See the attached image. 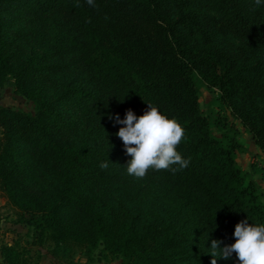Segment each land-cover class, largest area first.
<instances>
[{
	"label": "trees",
	"instance_id": "trees-1",
	"mask_svg": "<svg viewBox=\"0 0 264 264\" xmlns=\"http://www.w3.org/2000/svg\"><path fill=\"white\" fill-rule=\"evenodd\" d=\"M94 2L0 0V87L36 105L0 108L7 217L35 231L1 242L0 263L33 264L32 248L72 263L102 247L106 264H211L212 240L264 224V193L237 162V132L215 135L200 83L264 153V0ZM147 103L183 127L186 168L127 174L114 117Z\"/></svg>",
	"mask_w": 264,
	"mask_h": 264
},
{
	"label": "clouds",
	"instance_id": "clouds-1",
	"mask_svg": "<svg viewBox=\"0 0 264 264\" xmlns=\"http://www.w3.org/2000/svg\"><path fill=\"white\" fill-rule=\"evenodd\" d=\"M95 7L94 0H86ZM259 7L262 0H254ZM148 107L141 116H136L129 109L124 119L117 114V124L124 125L116 134L122 141L126 154L131 157L127 174L143 178L148 170H168L173 173L186 168L189 160L177 151V146L184 137V129L176 118L162 114L156 106L147 103ZM111 118V117H110ZM100 167L106 169L107 162ZM235 242L220 247L221 241L212 240L209 255L211 264H217V258L229 259L235 253L238 264H264V224L249 223L248 218L235 226Z\"/></svg>",
	"mask_w": 264,
	"mask_h": 264
},
{
	"label": "rangeland",
	"instance_id": "rangeland-1",
	"mask_svg": "<svg viewBox=\"0 0 264 264\" xmlns=\"http://www.w3.org/2000/svg\"><path fill=\"white\" fill-rule=\"evenodd\" d=\"M200 106L203 113L209 116L214 122V133L217 137H222L224 134L233 136L235 132L238 140L244 144V150H238L236 155L237 160L244 166L245 159L256 162L257 164H262V169H258L260 172L264 170V159L259 158L256 153L257 147L251 133L242 125V123L237 120L233 115L228 105L225 104L221 99V93L217 89H211L205 84L200 83ZM0 108H11L17 111H22L31 115L36 114V105L26 98L18 95L15 89L10 86L0 87ZM222 120L221 125L218 127L216 122ZM238 140V141H239ZM6 208V200L0 192V243L8 242L17 236L22 238L23 243L30 244L33 242V237L35 236V231L33 228L22 225L19 223H14L11 215L7 217L8 212ZM102 247H99L90 257L83 254H76L74 256L72 263H66L61 257H55L51 249H38L32 248V256H34L33 264H92L97 262L100 257V252ZM37 255L35 256V253ZM119 260H114L109 262V264H115ZM107 263V262H104ZM1 264V263H0Z\"/></svg>",
	"mask_w": 264,
	"mask_h": 264
},
{
	"label": "crops",
	"instance_id": "crops-1",
	"mask_svg": "<svg viewBox=\"0 0 264 264\" xmlns=\"http://www.w3.org/2000/svg\"><path fill=\"white\" fill-rule=\"evenodd\" d=\"M238 140H239V137H238ZM239 142H240V144H242L240 140H239ZM254 142H255V140H254ZM255 144H256V142H255ZM242 146L245 147L244 144H242ZM256 147H257L256 153L258 155V157H257L258 160H259V158L264 159L263 151L257 146V144H256ZM237 156L238 155H236V158H237ZM243 161H245L244 166L241 163H239V161L237 160L240 168L244 172L249 173L254 178V180H256V182L261 187V189L264 193V170H262L261 172L258 170L259 168L262 169V167H263V166H261L262 164L261 165L257 164V161L254 162V161H251L249 159H245ZM92 264H106V263L97 261V262H94ZM115 264H119V263L116 262Z\"/></svg>",
	"mask_w": 264,
	"mask_h": 264
}]
</instances>
